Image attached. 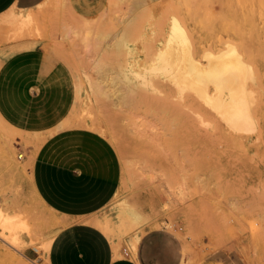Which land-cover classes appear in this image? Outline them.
Wrapping results in <instances>:
<instances>
[{
	"label": "rangeland",
	"instance_id": "1",
	"mask_svg": "<svg viewBox=\"0 0 264 264\" xmlns=\"http://www.w3.org/2000/svg\"><path fill=\"white\" fill-rule=\"evenodd\" d=\"M239 1L107 0L102 15L85 20L96 22L89 32L64 0H48L35 12L16 3L0 17V46L38 42L70 69L73 83L71 101L55 103L48 130L20 131L0 115V210L21 216L30 236L15 249L0 239V264H47L54 236L74 221L41 203L31 185L37 150L64 130L97 135L114 154L117 192L87 222L116 250L134 253L135 237L163 230L176 241L178 264H264V51L246 50L247 59L237 44L235 60L252 61L246 80L239 68L241 75L229 71L223 85L204 89L187 75L189 64L206 68L235 42L233 22L215 15L238 13ZM28 13L32 21L17 29V18ZM183 48L185 55L178 53ZM230 76L232 85L224 82ZM227 94L246 96L250 129L229 125L239 99L234 105ZM124 203L132 216H120Z\"/></svg>",
	"mask_w": 264,
	"mask_h": 264
},
{
	"label": "crops",
	"instance_id": "2",
	"mask_svg": "<svg viewBox=\"0 0 264 264\" xmlns=\"http://www.w3.org/2000/svg\"><path fill=\"white\" fill-rule=\"evenodd\" d=\"M47 1L0 0V17L16 3L35 12ZM106 3L64 0L69 15L76 20L102 15ZM72 84L70 69L38 42L0 46V115L17 130L52 127L55 103L71 101ZM30 174L32 188L41 201L65 219L74 220L54 236L47 264H178L176 241L163 230L146 232L133 253L127 248L116 250L99 228L87 222L118 189L117 161L97 135L83 130L49 135L33 158Z\"/></svg>",
	"mask_w": 264,
	"mask_h": 264
},
{
	"label": "bare ground",
	"instance_id": "3",
	"mask_svg": "<svg viewBox=\"0 0 264 264\" xmlns=\"http://www.w3.org/2000/svg\"><path fill=\"white\" fill-rule=\"evenodd\" d=\"M112 1V0H111ZM127 1V0H126ZM134 2H137V1H139V0H133ZM132 2V1H131ZM69 6V5H68ZM238 7H239V10H238V13L237 12H234V11H232V13L230 12H228V13H226L225 12V15H223L224 17H222V16H219V15H215V17H217V19L215 18V20H220L221 22H224L225 21V19L226 18H228L229 20H231L232 22H233V25H234V29H235V33H234V36H233V40H235V42H227L226 44H225V50H224V52L223 53H221V55H219V56H215V57H210V60H209V65L206 67V68H200V66L198 67V64H197V66L195 65V63H193L194 65H191V64H189L188 66H187V75L192 79V81L196 84H198V83H209V85H210V83L212 84V85H214L213 83H215V85L214 86H217L216 84H219V86H220V84H222L223 85V83H222V77H223V75L225 76V74H227V73H229V71L231 72H234L235 74H237V75H239L241 72H240V70L241 69H239V68H242V70L244 69V72H242L243 74V76H244V79L246 78H250L251 77V75L253 74L252 73V69H253V66H251L252 65V61H247V60H245V62H244V64L242 63L243 61L242 60H240V58L237 60H235V58L233 57V55L235 54V49L237 50L238 49V47L239 46H241L243 49H244V52L247 50H251L252 48L253 49H257V50H259V51H264V45H263V43L261 42V40H260V37L261 36H264V0H240L239 1V4H238ZM71 9V8H70ZM237 14H239V15H237ZM34 17V15L32 16V14H24V15H20L18 18H17V20H16V22L18 23V26H17V29H22V28H24V27H26L31 21H32V18ZM80 19V18H79ZM227 19V20H228ZM82 20V19H81ZM81 20H80V22H81ZM228 20V21H229ZM256 20H258V24H256L255 23V21ZM12 21V20H11ZM13 22H14V19H13ZM16 23V24H17ZM80 25V24H79ZM95 25H96V22H94V23H89V22H87V21H82V26H84V27H87V31L89 32L90 30H92L94 27H95ZM81 30V29H80ZM82 30H83V28H82ZM85 31H86V29H85ZM85 33V32H84ZM87 33V32H86ZM86 33H85V35H86ZM89 34V33H88ZM229 35H231V34H229ZM86 37H87V35H86ZM230 37V36H229ZM89 38V37H88ZM86 39V38H85ZM229 39V38H228ZM237 44H239V46L237 45V47L235 48V46ZM240 49V48H239ZM184 52H186L185 50L186 49H180L179 50V54H180V51H181V54H182V52L183 51ZM246 51V52H247ZM183 52V54L182 55H185V53ZM238 52V51H237ZM245 52V53H246ZM254 52H255V50H254ZM248 53V52H247ZM246 53V54H247ZM250 53V52H249ZM253 53V52H252ZM238 54V53H237ZM236 54V55H237ZM240 55L242 54L241 52L239 53ZM255 54H256V52H255ZM254 54V55H255ZM182 55H180V57H182L183 59H184V56H182ZM239 55V56H240ZM248 55L249 54H247V59H249L248 58ZM168 56V55H167ZM238 56V57H239ZM244 55H241V57H243ZM258 56V55H257ZM180 59V58H179ZM189 59V58H188ZM188 59H186V60H188ZM179 61H181V64H184V61H185V59L182 61V60H179ZM185 62H187V61H185ZM258 64V63H257ZM185 65V64H184ZM183 65V66H184ZM249 65H250V67H252V69L250 70V68H249ZM256 66V65H255ZM254 66V67H255ZM167 67H169L168 65H167ZM167 67H165V68H167ZM185 67V66H184ZM183 67V69H186V67L184 68ZM202 67V66H201ZM256 69H257V67H256ZM259 70V69H258ZM255 72V71H254ZM185 73H186V71H185ZM184 73V74H185ZM234 73H232V74H234ZM256 74V73H255ZM186 75V74H185ZM228 75V74H227ZM237 75H235V76H237ZM241 75V74H240ZM260 75V74H259ZM258 75V76H259ZM188 76H186V77H188ZM261 76V75H260ZM225 77H227V76H225ZM231 77V76H230ZM233 77V76H232ZM232 77L231 78H229L228 77V79H226L224 82L226 83V84H228V85H232V84H234V80L232 79ZM252 77H253V75H252ZM181 78H183V75H182V77ZM238 78H240V77H238ZM186 79V78H185ZM245 79V80H246ZM190 80V79H189ZM240 81H241V79H239ZM191 81V80H190ZM249 81V80H248ZM247 81V82H248ZM241 82H243V80L241 81ZM246 82V81H245ZM180 83V82H179ZM179 83H177V85L179 84ZM182 83V82H181ZM187 83V82H186ZM189 83V82H188ZM187 83V84H188ZM224 83V84H225ZM244 83V82H243ZM150 84V83H149ZM196 84V85H197ZM206 84H205V87H204V89L206 88ZM182 85V84H181ZM200 85V84H199ZM241 85H242V83H241ZM241 85H239V87L241 86ZM178 86H180V84L178 85ZM187 86V85H186ZM201 86V87H202ZM244 86V85H243ZM182 87V86H181ZM192 87V86H191ZM184 88V87H183ZM207 88H208V85H207ZM212 88H213V86H212ZM215 88H217V87H215ZM221 88H222V86H221ZM220 88V89H221ZM186 90L185 91H187V88H185ZM195 89V88H194ZM200 89V88H199ZM209 89H210V87H209ZM238 89V88H237ZM208 89H206V91H207ZM212 90V89H211ZM217 90V89H216ZM219 90V89H218ZM239 90H241V92L242 93H244L245 91V89H244V87H242V89H239ZM244 92H243V91ZM179 91H180V89H179ZM184 91V92H185ZM190 91V90H189ZM193 91V90H192ZM197 91V90H196ZM209 91V90H208ZM215 91V90H214ZM248 91V90H247ZM194 92L195 91H193L192 93H193V95H194ZM217 92V91H216ZM221 92V91H220ZM224 92V91H223ZM227 92V91H226ZM235 92V91H234ZM209 93H210V91H209ZM208 93V94H209ZM235 93H237V92H235ZM242 93H240V94H242ZM248 93V92H247ZM247 93H246V95H247ZM195 94H196V92H195ZM213 94H215V92L213 93ZM212 94V95H213ZM230 94V93H229ZM229 94H227V95H229ZM239 94V93H238ZM251 93H249V97H251V99H252V95H250ZM212 95L210 96L211 98H212ZM223 95V94H222ZM226 95V96H227ZM244 95H245V93H244ZM195 97L197 96L198 97V95L196 94V95H194ZM237 96V98H238V96H240V95H236ZM207 97V96H206ZM217 97H220V96H217ZM229 97L231 98L232 97V95L230 96H228V98H227V100L229 99ZM243 97H246V96H241L240 98H238L239 99V105L237 104L236 105V107H235V110L234 109H232V110H234V117H230V124L229 125H231V126H233V127H235V128H247L248 126H249V124H250V120L249 119H251L250 118V116L248 117L247 116V113L246 112H248L249 110L247 109V111H246V108H247V105H244V103H246L247 101H246V98H244L245 99V102H244V100H243ZM249 97H248V99H249ZM201 98H202V96H201ZM208 98V97H207ZM210 98V99H211ZM224 98V97H223ZM222 98V99H223ZM226 98V97H225ZM236 98V99H237ZM200 99V98H199ZM216 98H214V100H215ZM236 99L235 98H233L232 97V102L234 103V105H235V102H236ZM238 99H237V102H238ZM203 100H205V101H207V99H205V98H203ZM224 100V99H223ZM213 102V100L211 99L210 100V103H212ZM235 101V102H234ZM221 102V101H220ZM227 102H229V101H227ZM230 102H231V100H230ZM230 102H229V104H230ZM232 102H231V105H232ZM206 104H207V102H205ZM210 103H208L209 105H210ZM214 103H215V105H216V107H217V103L214 101ZM225 104H226V101H225ZM224 104V105H225ZM229 104L228 105H226L227 107L229 106ZM233 105V106H234ZM220 106V105H219ZM246 106V107H245ZM250 107H251V105H249ZM210 108V107H209ZM214 108V107H213ZM219 108V107H218ZM223 108V107H222ZM223 110V109H222ZM221 110V111H222ZM224 111V110H223ZM222 111V112H223ZM228 111V110H227ZM226 111V113H228ZM220 112V111H219ZM250 113V112H249ZM248 113V114H249ZM222 114V113H221ZM222 115H224V114H222ZM226 115V114H225ZM224 115V117H225V119L227 118L226 116ZM232 116V115H231ZM0 120L1 121H3L2 120V118L0 117ZM227 122H229L228 120H227ZM2 124H3V122H2ZM251 125H254L253 123L252 124H250V126ZM5 126H7V125H5ZM250 126L248 127L249 129H250ZM7 127H10V126H7ZM232 127V128H233ZM253 127V126H252ZM248 129V130H249ZM236 130V129H235ZM239 130V129H238ZM241 130V129H240ZM253 130V129H252ZM246 131V130H245ZM250 131V130H249ZM3 140H5V139H3ZM12 142V141H11ZM11 142H9V140L7 141V143H8V145H9V143H10V146H11ZM6 143V144H7ZM13 145V144H12ZM3 157H4V155H3ZM19 157L20 158H22L20 155H19ZM5 158V157H4ZM9 159V158H8ZM5 160V159H4ZM11 162V161H10ZM14 162V161H13ZM10 164V163H9ZM13 165V164H12ZM14 165H16L15 163H14ZM15 167V166H14ZM34 190V189H33ZM34 192H35V190H34ZM35 195L38 197V195H37V193L35 192ZM39 198V197H38ZM39 200L41 201V199L39 198ZM41 203H43L42 201H41ZM44 204V203H43ZM122 204V203H121ZM45 205V204H44ZM121 207H119V214H120V216L121 217H129V216H132V210L128 207V206H126L125 205V203L123 204V205H120ZM1 209V208H0ZM14 215V216H13ZM69 223L70 222H68V223H63L64 225H69ZM28 234V236H29V229H28V226H27V224H26V222L24 221V219H22V217L20 216L19 217V215H15V214H12V215H9V214H7V213H4L3 211H1L0 210V236L1 237H3L4 239H2L1 237H0V239L2 240V241H4L6 244H8L9 246H11L13 249H15V248H22V247H24V244H25V241H24V239H23V236H24V234ZM30 237V236H29ZM135 237V236H134ZM136 239V242L138 243V241H139V237H135ZM28 239V238H27ZM133 239V238H132ZM8 242H7V241ZM129 241V240H128ZM131 241V240H130ZM132 241H134V240H132ZM29 243V242H28ZM30 243H31V241H30ZM132 244V243H131ZM135 244V243H134ZM133 245V244H132ZM136 246V245H135ZM133 250H135V248L133 247ZM20 254V253H19Z\"/></svg>",
	"mask_w": 264,
	"mask_h": 264
}]
</instances>
